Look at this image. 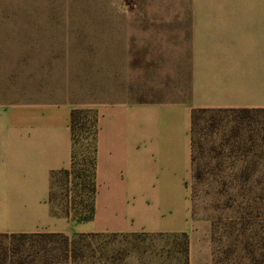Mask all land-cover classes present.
<instances>
[{
    "label": "rangeland",
    "instance_id": "374dc122",
    "mask_svg": "<svg viewBox=\"0 0 264 264\" xmlns=\"http://www.w3.org/2000/svg\"><path fill=\"white\" fill-rule=\"evenodd\" d=\"M194 13H264V0H0L8 58L20 57L23 64L0 69V99L67 105L88 127L96 119L98 131L96 106L116 101L127 89L118 57L128 41L140 30L184 28ZM194 130L184 231L52 232L67 224L104 225L110 218L99 212L95 219L97 192L92 220L77 221L89 197L84 170L97 143L78 123L68 168L72 192L66 195L59 175L48 201L50 219L40 214L34 233L0 234V264H264V111H207ZM97 191L105 196L104 187ZM149 198L148 223L159 216L160 200ZM114 215L117 220L119 213Z\"/></svg>",
    "mask_w": 264,
    "mask_h": 264
},
{
    "label": "crops",
    "instance_id": "0c3cea01",
    "mask_svg": "<svg viewBox=\"0 0 264 264\" xmlns=\"http://www.w3.org/2000/svg\"><path fill=\"white\" fill-rule=\"evenodd\" d=\"M190 17L184 28L133 35L118 57L126 68L125 93L96 106L95 174L105 196L97 191L95 219L99 212L110 218L52 232L184 231L193 110L264 111V13ZM7 35L0 28V69L23 68L20 57L8 58ZM71 112L67 105L0 99V234L34 233L40 214L50 219L51 174L72 163ZM149 197L160 198L159 216L150 223Z\"/></svg>",
    "mask_w": 264,
    "mask_h": 264
},
{
    "label": "trees",
    "instance_id": "16d2710c",
    "mask_svg": "<svg viewBox=\"0 0 264 264\" xmlns=\"http://www.w3.org/2000/svg\"><path fill=\"white\" fill-rule=\"evenodd\" d=\"M207 111H235V110H210V109H195L192 112V168H193V163H194V158H193V150H194V126L195 124L198 122L199 119V114L207 112ZM241 112H251V111H256V110H250V109H241L239 110ZM259 111V110H257ZM81 113L80 112H75L73 111L71 113V133L74 136L75 135V130L77 128V124L79 123L80 127L82 126V129L84 128V132L87 135V138H89L90 140H94L95 142V138L97 136V128H96V119H94V126L93 127H88L89 124H87L86 122H82L80 120ZM72 141H73V147H74V138L72 137ZM73 152V151H72ZM96 153V148L93 145L92 148V154L93 157L89 160V170H84L85 172H88V181H87V185L85 184V192L88 193L89 197H87V199L83 200V210H81L78 214L80 215V218H78V222H88L90 220H92V218L94 217L95 214V207H94V203H93V197L97 194V185H96V159L94 157ZM74 160V152L72 153V161ZM73 164V163H72ZM74 168V167H73ZM73 170V169H72ZM61 175L64 180H65V184H66V195H69L70 192H72L71 188L69 187V179L72 175V171L69 169H63L60 171H56L53 172L51 174V183H50V194H49V198L48 201L51 204L53 202V186L55 184V181L57 179V177ZM65 215L69 218L72 216V213L70 211H66ZM6 235V234H4ZM183 235L186 237V234L183 233ZM84 236V235H83ZM183 251L186 253L188 251V242L185 241L184 244V248Z\"/></svg>",
    "mask_w": 264,
    "mask_h": 264
}]
</instances>
